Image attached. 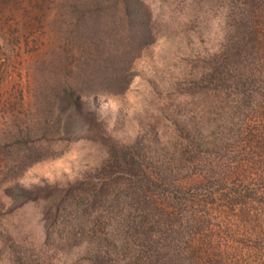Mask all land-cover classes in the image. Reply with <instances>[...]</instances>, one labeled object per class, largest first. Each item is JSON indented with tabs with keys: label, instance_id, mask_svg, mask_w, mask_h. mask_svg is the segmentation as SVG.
<instances>
[{
	"label": "rangeland",
	"instance_id": "374dc122",
	"mask_svg": "<svg viewBox=\"0 0 264 264\" xmlns=\"http://www.w3.org/2000/svg\"><path fill=\"white\" fill-rule=\"evenodd\" d=\"M60 1L0 0V186L62 187L90 172L112 174L124 197L143 174L153 181L146 200L163 221L148 236H130L108 217L104 230L123 244L120 264H264V0H147L158 33L135 59L127 90L85 100L101 135L49 137L46 157L8 180L14 163L5 157L40 145L35 68L62 45ZM139 138L143 153L126 175L118 160L127 149L131 162L127 147ZM43 208L11 209L0 189V234L38 264H90L85 246L79 255L39 256Z\"/></svg>",
	"mask_w": 264,
	"mask_h": 264
},
{
	"label": "trees",
	"instance_id": "16d2710c",
	"mask_svg": "<svg viewBox=\"0 0 264 264\" xmlns=\"http://www.w3.org/2000/svg\"><path fill=\"white\" fill-rule=\"evenodd\" d=\"M58 12L55 23L62 45L40 57L35 68L38 89L34 107L40 112V145H29L20 155L12 152L5 157L6 162L14 163L6 165L8 180L46 157L45 151L51 144L49 137L60 142L97 139L102 133L101 125L88 107L98 96L116 97L127 90L135 59L155 42L158 33L155 22H151L147 0H61ZM127 148L132 153L131 162L126 161L127 149L121 159L116 158L118 163L123 162L124 174L130 175L134 159L143 153L140 138ZM111 175L94 176L89 172L62 187L48 183L22 186L12 182L0 189L10 199L11 209L27 202H44L45 232L39 256L47 257L50 250L62 256L71 251L78 254L85 246L82 258L90 264H120L117 256L123 244L104 230L112 224L107 218H115L113 229L121 227L130 236H148L157 223H162L163 216L160 211L155 216L153 203L144 195L145 187L153 183L151 178L142 181V174L141 180L130 181L121 197L112 189L117 178ZM102 207V213L98 214L96 211ZM5 257L11 264H38L25 252L19 256L15 244L0 234V262ZM127 264L139 262L130 260Z\"/></svg>",
	"mask_w": 264,
	"mask_h": 264
}]
</instances>
